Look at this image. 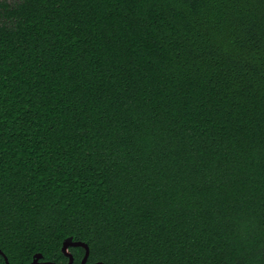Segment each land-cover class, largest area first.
I'll use <instances>...</instances> for the list:
<instances>
[{
    "label": "trees",
    "instance_id": "obj_1",
    "mask_svg": "<svg viewBox=\"0 0 264 264\" xmlns=\"http://www.w3.org/2000/svg\"><path fill=\"white\" fill-rule=\"evenodd\" d=\"M264 264V0H0V264Z\"/></svg>",
    "mask_w": 264,
    "mask_h": 264
},
{
    "label": "water",
    "instance_id": "obj_2",
    "mask_svg": "<svg viewBox=\"0 0 264 264\" xmlns=\"http://www.w3.org/2000/svg\"><path fill=\"white\" fill-rule=\"evenodd\" d=\"M69 245H74V246H76V245H82V246L86 249V254H85V257H84L83 262H82V264H85V262H86V260H87V257H88V253H89V249H88L87 244H85V243H83V242H80V241H76V242H74V241H72L71 238H67L66 241L64 242V246H63L64 251H65L67 254H69V252L67 251V247H68ZM0 253L3 254L1 250H0ZM40 257H41V254H40V253L36 254V256H35V258H34V260L32 261L31 264H50V263H51V262H48V261L40 262V261H39V258H40ZM71 261H72V258H70V260H69V262H68L67 264H70ZM6 264H8L7 259H6ZM94 264H103V263H101V262H97V263H94Z\"/></svg>",
    "mask_w": 264,
    "mask_h": 264
}]
</instances>
